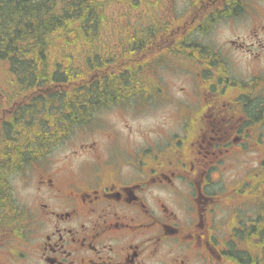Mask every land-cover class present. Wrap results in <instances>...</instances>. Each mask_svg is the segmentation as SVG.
<instances>
[{"label":"flooded vegetation","instance_id":"obj_1","mask_svg":"<svg viewBox=\"0 0 264 264\" xmlns=\"http://www.w3.org/2000/svg\"><path fill=\"white\" fill-rule=\"evenodd\" d=\"M188 28L191 89L162 83L174 38L152 37L142 97L102 101L64 163L0 164L5 185L33 173L28 200L0 206V264H264V0H191ZM129 103L162 115H101Z\"/></svg>","mask_w":264,"mask_h":264},{"label":"trees","instance_id":"obj_2","mask_svg":"<svg viewBox=\"0 0 264 264\" xmlns=\"http://www.w3.org/2000/svg\"><path fill=\"white\" fill-rule=\"evenodd\" d=\"M112 2L127 11L118 20L116 40L102 33ZM167 5L168 0H0L2 88L5 100L18 105L0 125L3 170L47 154L92 119L102 101L141 98L149 62L141 57L159 42L152 37H177L167 48L172 54L190 51L176 31L182 19L167 16ZM8 189L1 176L0 198L4 192L6 198L0 206L10 201Z\"/></svg>","mask_w":264,"mask_h":264},{"label":"rangeland","instance_id":"obj_3","mask_svg":"<svg viewBox=\"0 0 264 264\" xmlns=\"http://www.w3.org/2000/svg\"><path fill=\"white\" fill-rule=\"evenodd\" d=\"M168 1H169V5H167V7H164L166 14H167V12L169 14L167 16L172 17L174 15V18L176 16H178L179 18L182 19V22L185 20H188L190 18V1L191 0H168ZM125 10H126V7L124 5L118 6L117 3H114V2H112L110 5H108V8L106 9V20L107 21H105V24L103 25L104 29L102 30L103 35H105L108 38L113 39V40L117 39L119 29L116 26L120 22L118 20H125V19L120 18L121 14L127 16L126 15L127 11H125ZM128 16L132 19L131 22L135 21L133 19L134 16H131V14H129ZM187 34H189V36L191 35L190 34V28H188ZM189 36L185 37V35H182L181 37L183 40L190 42ZM159 37H161V36H159ZM172 39H170V37H169V39L167 41H170ZM176 39H177V37H175L173 41H175ZM159 42H160V40H159ZM183 46H185V45L183 44ZM157 51L158 50L152 51V49H151L149 51V53H147L145 56H143V58L146 60L147 58L152 57L153 54ZM170 51H171V49H169L167 51L166 64L161 66V69H160L162 83L167 88L178 87L181 85V86H185L187 89H191L192 79H191L190 72L187 70V69H190V67H191V60L188 59L187 56L177 55V53H175V55H173V54L168 55V53ZM138 77H139V79H142L141 77H143V76L140 75ZM148 78H149V75L144 74L143 80L146 83H148ZM5 80H6L5 73L0 68V111L3 107L8 106L9 104H11V101H13V100H10V102H7L5 100V94L4 93H5L6 89L2 88V85L4 86ZM146 98H148V96H146ZM168 99H169V97H168ZM134 100H136V98H134ZM137 100H139V99H137ZM151 100H152L153 107H157V106L163 104L164 97H156V98H152ZM134 106H135V104L129 103V104L124 105L122 112H120V110L110 109L109 112L105 111V112L101 113V115L105 113L104 115L106 117H111V118L117 120L119 118V116L123 115V112H124L125 115H127L128 120L132 121L133 124L135 125V127L143 125L146 122H149L152 124L156 121V120H153V118H151L153 115L155 116V118L156 117L159 118V116L162 115V114H150V113L144 114L143 112L140 113V112H137L135 110ZM182 114H184V113L180 109V107L178 106V108H177L178 117L184 118V121H187V119L190 118L189 112H186V115H185L186 118ZM96 115H100V114H96ZM160 121H165V120L162 118V119H160ZM65 152H66V145L64 142H60L59 144L54 145L50 149L49 153L43 158V161L45 163L55 162L56 165H61L62 163H64L62 161V157H63V154ZM48 157H49V160H48ZM32 177H33V173L31 170H29L26 174H24V173L15 174V173H13L9 177V181H10V186H9L10 201L9 202L12 201L14 205H18V204L23 203V202L28 200L29 193H31V190H32V184L26 183L24 180L25 179H31ZM252 179H253V177H252Z\"/></svg>","mask_w":264,"mask_h":264},{"label":"bare ground","instance_id":"obj_4","mask_svg":"<svg viewBox=\"0 0 264 264\" xmlns=\"http://www.w3.org/2000/svg\"><path fill=\"white\" fill-rule=\"evenodd\" d=\"M147 99V98H146ZM69 125V124H68ZM49 150V149H48Z\"/></svg>","mask_w":264,"mask_h":264}]
</instances>
